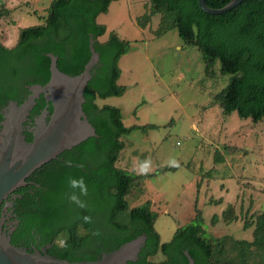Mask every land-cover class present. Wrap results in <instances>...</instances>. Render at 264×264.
Wrapping results in <instances>:
<instances>
[{"label": "trees", "instance_id": "1", "mask_svg": "<svg viewBox=\"0 0 264 264\" xmlns=\"http://www.w3.org/2000/svg\"><path fill=\"white\" fill-rule=\"evenodd\" d=\"M112 1L53 0L47 14L41 16L44 22L20 28L12 46L3 42L0 30L2 100L5 94L15 98L9 89L12 82L41 84L49 80L51 59L47 53L58 55V67L71 75L81 73L89 61L91 35L100 53L83 104L98 136L76 146L77 151L85 152L84 160L69 159L71 164L61 161L57 166L53 165L56 160L47 162L50 175L40 182L34 197L20 191L24 193L15 203L19 223L12 243L25 245L30 251L50 243L47 252L58 258L96 260L145 233L146 246L139 259L128 264H188L185 251L196 264H264V211L255 212L251 221L245 223V227L254 226L252 240H239L231 234L207 235L203 213L196 208L195 217L178 228L169 242H162L155 228L158 213L151 203L129 206L127 196L137 176L116 165L125 148L121 137L149 125L126 126L120 107L97 103L98 99L126 91L125 86L118 84L119 60L130 50V42L116 32L108 40H100L107 28L97 18L109 10ZM230 1L206 0L212 8L223 7ZM10 14L8 7L0 6V23ZM156 15L157 35L177 29L181 38L199 48L207 73L212 74L219 60L221 72L232 74L227 87L216 96L225 114L236 110L255 122L264 119V0H246L217 15L204 12L199 0H151L150 13L143 17V24ZM81 176L89 188V195L83 198L87 200V209L78 208L65 195L71 192L69 178ZM84 215H91L95 223H84ZM222 216L225 222L238 221L237 206L230 204ZM96 230L100 231L99 236L93 234ZM59 240H66L68 247H59ZM158 252L165 258L158 262L150 260Z\"/></svg>", "mask_w": 264, "mask_h": 264}, {"label": "rangeland", "instance_id": "2", "mask_svg": "<svg viewBox=\"0 0 264 264\" xmlns=\"http://www.w3.org/2000/svg\"><path fill=\"white\" fill-rule=\"evenodd\" d=\"M52 1L0 0L11 10L0 23L3 42L12 46L20 28L43 23ZM150 8L151 0H113L97 18L107 28L100 40L116 32L131 45L119 60L125 93L97 103L120 107L126 126L149 125L121 137L125 148L116 165L137 176L129 206L151 203L162 242L189 223L196 208L207 235L252 240L254 226L245 223L264 211V119L255 122L236 110L225 114L216 96L232 74L221 72L219 60L207 73L199 48L177 29L157 35L159 15L143 24ZM173 158L177 167L169 166ZM144 159L151 160V171L137 175L134 165ZM230 204L237 206L238 221L223 219ZM164 258L158 252L150 260Z\"/></svg>", "mask_w": 264, "mask_h": 264}, {"label": "water", "instance_id": "3", "mask_svg": "<svg viewBox=\"0 0 264 264\" xmlns=\"http://www.w3.org/2000/svg\"><path fill=\"white\" fill-rule=\"evenodd\" d=\"M244 1L231 0L220 8L210 7L206 0H199V4L204 12L217 15L231 11ZM95 41L91 35V57L77 75L60 70L58 55L47 53L51 59L49 80L45 84L26 85L30 87L29 97L21 105L11 100L1 111L4 121L0 122V211L3 203L9 205L8 195L26 185L31 173L62 152L98 136L83 109L85 89L93 76V68L100 61ZM4 221V216H0V264H128L139 259L147 241L143 233L96 260L69 261L48 253L50 243L34 247L33 251L25 245L13 244L11 234L17 226L8 230L3 227ZM18 223L16 220L15 224ZM185 254L188 264H196L188 251Z\"/></svg>", "mask_w": 264, "mask_h": 264}, {"label": "flooded vegetation", "instance_id": "4", "mask_svg": "<svg viewBox=\"0 0 264 264\" xmlns=\"http://www.w3.org/2000/svg\"><path fill=\"white\" fill-rule=\"evenodd\" d=\"M45 83L46 82L41 83V84H45ZM34 84H40V83H25L23 81H15V82L10 83L9 89L11 90V93L15 95V98H11V97L8 98L7 94H5L4 95L5 99L4 100L0 99V122L4 121V116L1 113V111L10 104L11 100L17 101L21 105L29 97V94H30V87L26 85L32 86ZM69 159H74V160L83 159L84 160L85 152L77 151L76 147L70 149L69 151L66 150L62 152L61 154H59L57 158L52 159V160L57 161L55 162V164L53 163V165L57 166L58 165L57 163L61 161L71 164ZM45 164L41 166L39 169L35 170L33 173L30 174V176L26 178V182H27L26 185L19 187L18 189H16L15 191H13L12 193L8 195L9 205H6L5 203L2 204L0 216H4L5 218V221L3 224L4 228H8V230H12L14 226L18 225V224L17 225L15 224V221L18 220L17 207L15 205L16 200L18 198H22L23 193L25 191L30 192V194H32L34 197V194L38 191V187L41 185L40 182H43L50 175V172L48 170L49 168L48 166H45ZM87 164L92 167L90 163H87ZM57 168L60 169L61 166H58ZM20 191H24V192H20ZM15 230L16 229H14V231ZM14 231L12 232V234L14 233Z\"/></svg>", "mask_w": 264, "mask_h": 264}, {"label": "clouds", "instance_id": "5", "mask_svg": "<svg viewBox=\"0 0 264 264\" xmlns=\"http://www.w3.org/2000/svg\"><path fill=\"white\" fill-rule=\"evenodd\" d=\"M179 162L174 158L169 161V166L177 167ZM152 162L150 159H144L139 161L137 164L134 165V171L137 175H146L151 171ZM68 187L71 189V192L66 193L67 199L75 204L78 208L87 209V200L83 199L89 195V188L88 184L83 176L76 178L70 177L68 180ZM82 220L84 223L87 224H94L95 221L91 215H84L82 216ZM94 235L99 236L101 233L99 230H96ZM58 246L61 248L68 247L66 240H59Z\"/></svg>", "mask_w": 264, "mask_h": 264}]
</instances>
